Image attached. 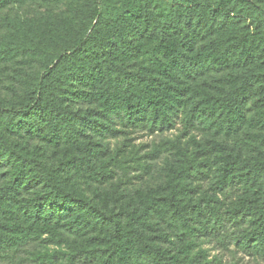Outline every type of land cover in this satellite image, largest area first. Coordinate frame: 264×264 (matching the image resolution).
<instances>
[{
    "label": "trees",
    "instance_id": "obj_1",
    "mask_svg": "<svg viewBox=\"0 0 264 264\" xmlns=\"http://www.w3.org/2000/svg\"><path fill=\"white\" fill-rule=\"evenodd\" d=\"M32 1L66 8L0 17V65L16 64V98H0V258L221 264L203 245L232 243L264 256V0ZM179 122L162 180L125 194L128 151L108 139Z\"/></svg>",
    "mask_w": 264,
    "mask_h": 264
},
{
    "label": "rangeland",
    "instance_id": "obj_2",
    "mask_svg": "<svg viewBox=\"0 0 264 264\" xmlns=\"http://www.w3.org/2000/svg\"><path fill=\"white\" fill-rule=\"evenodd\" d=\"M106 6H117L119 0H103ZM66 4L64 2L58 4H44L40 1H27L22 5H10L0 12L1 18L8 19H24V18H36L60 13L65 11ZM6 29L4 25H0V37L5 33ZM16 64H6L0 65V98L5 99H15L14 95L15 85L12 79V74L14 72ZM82 106V105H79ZM83 107V106H82ZM182 123H178L175 128L164 131V132H149L148 130H129L126 134L119 135L116 138H111L109 140V149L112 151L117 146L124 145L127 153V161L129 162V176L131 177V183L121 184L120 189L125 194H130L136 188H143L146 186H154L160 182L163 178L164 168L167 165V159L169 154L165 151L163 147V139L169 138L173 139L178 134H180L182 128ZM194 134L195 139L202 140L204 134L202 131L194 130L189 132ZM189 135V134H188ZM188 135H182L181 140L185 141ZM236 136H224L221 135L218 139L228 144H232ZM47 154L50 156L51 160L55 159V152L52 149L47 148ZM152 156L151 165H145V162L149 160ZM159 156V157H156ZM149 162V161H148ZM125 165V163H124ZM1 177V174H0ZM213 173L209 172V177L205 178L204 181L199 184L201 187L200 191L207 190L211 187ZM123 179V178H122ZM112 182L115 179L105 180L102 184L94 182L82 183L81 186L85 192L90 195L91 191L94 189L100 192L110 191L112 189ZM236 190L234 187H228L224 190L222 199L228 203L234 200ZM203 247L207 248L209 251V256L220 255L222 258L221 264H264V256L254 253L248 255L244 253L240 248L236 247L233 243L228 249H223L218 244L207 245L204 244ZM0 264H34L30 261L27 253H13L9 252L5 254V257L0 258Z\"/></svg>",
    "mask_w": 264,
    "mask_h": 264
}]
</instances>
